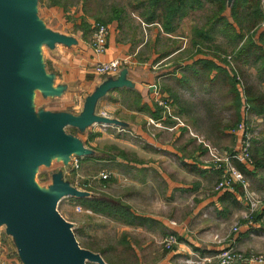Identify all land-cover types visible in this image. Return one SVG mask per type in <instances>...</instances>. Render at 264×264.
<instances>
[{"label":"crops","instance_id":"obj_1","mask_svg":"<svg viewBox=\"0 0 264 264\" xmlns=\"http://www.w3.org/2000/svg\"><path fill=\"white\" fill-rule=\"evenodd\" d=\"M190 18L184 19L172 34H165L161 26L155 23L154 26L158 28L156 29V38L154 37L155 42L160 40L159 37L178 39L182 40L184 46L187 45L189 49ZM112 22L108 25L109 35L106 50L102 55L95 54L88 43L83 45L82 38L80 41L77 40V45L71 47L56 45L53 49L46 48L48 55L43 54L46 70L55 76V86L64 87L63 94L54 99L55 109L46 110L79 114L84 99L106 77L97 76L94 73V67L99 63L112 60H120L124 63L119 73L120 71L126 72L125 77L131 82V87L109 92L96 104L98 114L117 120L124 125V128L101 125H93L90 128L101 126L102 131L108 133L117 128L116 130L126 134L124 135L125 139L129 140L126 142L124 140V149L117 145V150L122 154L106 161L109 164L106 172L112 174L111 180L103 182L99 179L95 181V185L100 188L105 183L106 187L111 188V192L115 191L113 198L128 207L133 221L131 224L123 223V230L131 231L136 227L144 231L147 237L155 240V243L149 241L144 244L141 250L143 257L139 260L140 264H183V261L181 262L183 258L195 255H214L222 247L212 239L215 235L221 240L225 239V245L230 242L241 248L250 246L249 244L253 243L255 238L264 237V226L258 225V222L255 226L254 223L250 225L244 222L239 226L236 235H230L233 221L244 214V209L240 207V190L238 188V192L236 190L233 192L214 191L219 174L217 170L207 165L206 150L189 135V131L194 133L197 131L203 134L208 141L223 149H228L226 147L228 145L217 144L213 140L219 143L222 139L228 141L230 139V148H233L234 143L229 124L233 122L234 117L233 119L229 117V120L228 118L222 120L220 117L221 112L228 111L230 113L232 111L228 86L223 81L205 85L207 99L212 98V93L215 90L220 92L219 102H223L218 109L206 101H204L206 113L201 116L197 114V117L188 116L184 114V109H179L182 107V96L180 95L182 90H196L197 80L193 75L194 71H198L200 67L194 66L193 68L194 63L209 59L222 70L226 68L212 57L201 54H189L188 60L180 67H176L174 63L181 59L176 60L175 55L181 50L173 48L175 53L171 52L168 55L165 51L156 48V50H152L153 59L157 58L161 61L167 59L168 65L166 66L170 65L171 68L163 73L159 72V69L155 71V69H151L153 67H149L146 60L143 62L139 60L135 53L134 42L122 38L123 33L118 26L119 23ZM52 30L65 34L55 29ZM171 43L173 44L172 41L169 44ZM72 48H81V50L77 55L72 56L70 54ZM64 51L69 52L65 53ZM260 66H258L257 72ZM182 75L187 76V83L181 84L178 81ZM215 75L216 71H212L210 79L215 78ZM221 79L223 76H219L218 81ZM163 80L173 81V84L176 83L178 86L175 88L164 86L163 88L161 86ZM253 92L256 94L254 89ZM160 101H166L167 106L161 107ZM155 113L159 114L157 118L152 117V114ZM161 114L165 115L166 124L162 127L154 126L151 122L160 121ZM216 115L219 116V119L216 118ZM100 135L99 132L88 135V141H92ZM91 137L93 138L91 139ZM79 139L86 146L87 142L82 138ZM87 148L93 151V155L79 159L82 167L88 166L95 159L101 158L99 155H103L102 149ZM242 167L247 171V174H244L246 179L251 180V177L256 175L253 179L254 182L259 170L255 173L247 170L244 166ZM258 178L263 177L258 174ZM73 186L75 185L73 184ZM87 192L96 199H108L103 194ZM72 201L76 203L74 200ZM171 222L176 225L171 226ZM167 231L173 232L178 241L171 252H165L158 248L159 240L161 241ZM124 238L122 242L125 241ZM125 243V247L131 250L130 244L127 241ZM85 249L89 250V248Z\"/></svg>","mask_w":264,"mask_h":264},{"label":"water","instance_id":"obj_2","mask_svg":"<svg viewBox=\"0 0 264 264\" xmlns=\"http://www.w3.org/2000/svg\"><path fill=\"white\" fill-rule=\"evenodd\" d=\"M228 6L232 0H227ZM39 0H0V226L12 237L22 264H106L98 253L80 247L73 225L57 211L64 198H94L60 174L43 189L34 181L40 166L55 156L64 166L93 155L76 136L93 125L124 128L115 119L96 112L97 102L109 92L130 88L126 72L108 75L85 99L79 114L32 107L35 91L58 98L48 73L43 46L71 47L77 39L56 32L37 15ZM264 12V0L261 1ZM116 75H118L116 77Z\"/></svg>","mask_w":264,"mask_h":264},{"label":"rangeland","instance_id":"obj_3","mask_svg":"<svg viewBox=\"0 0 264 264\" xmlns=\"http://www.w3.org/2000/svg\"><path fill=\"white\" fill-rule=\"evenodd\" d=\"M60 1L62 2V0ZM90 2L87 1L86 6H84L83 1L82 2L78 1L77 4H75L74 6H69L67 10L64 12L60 7L52 6L48 2V0H40L37 6V15L45 23L46 27L64 32L65 34L72 36L79 41L82 38V34L85 33L86 38L85 40H82L84 41L83 42L84 45V43H89L91 37V31H92L91 29L95 23L101 21L107 27L109 24H111V22H108L107 20L109 16L108 11H109V7L113 3H116L118 5L123 6L125 9V16L124 15L122 16V21L120 22V24H118V26L120 27L123 33L122 38L130 39L132 42H134L135 53L137 54L139 60L142 62L146 60V62L149 63V67L150 68L153 67L151 69H155V71L156 69L157 70L159 69V72L163 73L165 70L171 68L170 65L166 66L168 65L167 64L168 61H166L167 59H164L163 61L157 58L153 59L152 50H156V48L165 51V53H167L168 55H170L171 52L175 53V51H173V48H175V50L176 49L181 50L178 54L175 55L176 60L181 59L174 63V66L176 67L177 66L180 67L182 63L186 62L188 60L189 54L193 55L195 53L191 45V40L189 41L190 44H188L189 49L187 48V45L184 46L185 44L182 40H178V39L171 40L170 38L159 37L160 40L156 43L155 36L157 35L156 33V29H158L157 26H154L155 23L154 24L145 23V21L142 19L140 15V12L134 9L135 4L133 0H106V2L104 3L99 2V0L96 1L90 0ZM203 16H204V12H196L192 14V16H190L191 17L189 20L190 28L188 31L191 39H192L193 26H195L196 24H200L203 21L202 19ZM85 25H87V28ZM153 38L154 41L152 40ZM170 41H172L173 44L172 43L169 44ZM222 41H223L222 38L220 37L217 38V43L219 45H222ZM154 42L155 44H153ZM223 43L224 45L226 44L225 41ZM75 49L77 48H72L70 52L72 56L77 55L79 53V50H81V48H78L77 50ZM64 52L66 53L69 51H64ZM44 53H46V56L48 55V50L45 48V46H43V54ZM210 55L211 54L208 53L206 56L211 57ZM144 57H146V59H144ZM212 58L216 60L218 63L222 64L224 68H226L229 72H232V70H235L237 72V69H239V72L241 71V75L238 76L240 84H237V89L239 90L240 93L242 91L241 84L247 83L249 86L253 87L256 94L257 93L264 94V76H261L260 73L257 72V68L260 64L251 65V64H245L244 62L238 60L233 61L232 53L229 50L226 54L220 55L219 60H217L215 57ZM241 58L244 57L241 56ZM224 59L226 62H229L230 65L223 63L222 61ZM173 60H175V58H173ZM198 72H199L197 74L198 78L196 79L197 83H195L196 90L194 89L193 91L182 90L180 94L182 96V100H181L182 107L180 108L178 107V108L184 109L183 110L184 114L188 116H196V114L198 116H201L203 115V113H206L204 111L205 109L204 101H206L211 106H216L217 109L219 108V105L223 102V101L219 102L220 92L216 90L212 93V98L207 99V97L205 96L207 93L205 85L211 84L210 82H208L210 79V74L207 75L206 72L205 73L203 72L201 73V71ZM219 82L220 81H217L216 84ZM161 86L163 88L164 86L175 88L178 85L176 83L173 84V81L163 80L161 81ZM34 95L35 96L32 100V107L36 114L41 110L55 109L56 107V102L54 100L55 98L43 97L39 91H35ZM123 97L126 98V96ZM128 101L130 102V100ZM129 102H127V104H129ZM241 111H242V107H241ZM233 115H234V110H232L230 113L228 111H224L220 113V117L222 120H226L227 118L229 120V117H232L233 119ZM161 117L162 118L160 119L161 122L160 127L165 125L167 122L164 114ZM216 118L219 119V116L216 115ZM243 122H246L245 127L248 133L246 135L250 141L249 154L253 165L251 172L256 173L257 170H259L258 174H260V176L263 178H258V174H257V178L253 182V179L256 175L252 176L250 180V179H246L244 174L243 173L242 174L244 176V181L247 182L248 184L249 191L253 193L261 203L258 206V208L254 210V213L251 215V219L247 221L245 219L247 216V207L245 206L241 198L242 189L238 184H235L234 191L236 190V192H238L237 191L238 188L240 190L239 191V196L241 199L240 207L241 209L242 208L244 209V214L242 217L239 216L237 219L233 221V225L230 227V230L234 226L235 227L241 226L242 223L244 222L250 225L254 223L253 224L254 226L258 222V225L264 226V114L261 115V117L258 116H251V118L248 117ZM236 128L230 130V134L232 136L234 143L233 148H230V139L229 141L226 139H222L221 141H219V143L213 140V142L217 144L228 145L226 146L228 149H223L219 145L213 144L211 141H208L203 136V134L197 131H195L196 133L189 131V135L196 140L198 145H200L206 150L207 165L217 170L219 174V179L217 183L221 179L222 171L226 169V165L224 163V157L227 154L231 153L232 151H235L241 145L242 137H244L245 135L246 132L245 129L243 131L244 134H241L242 132H239L238 129L236 130ZM116 129L111 130L110 133H108L102 131L101 126H96L95 128L86 129L84 132H79L78 130H74L73 128H66L65 130L67 133L72 134L77 138L84 139L87 142L86 143L87 147L94 148L96 150L102 149L103 151L101 150V153L103 155H99V157L101 158L95 159L86 167H82L79 160V168L77 170L73 169L72 166L70 165L64 166L54 156L48 167L40 166L38 168V170L34 175V181L38 184L39 187L43 189H47V187L52 182V175L60 174L61 178L64 181L70 182L72 185L74 184L75 186L81 189L84 190L87 189L101 195L103 194L108 199L110 198L113 201H116L115 198H113L114 196L113 193L115 191L111 192V188L106 187L105 183L100 188L95 185V181L99 179L100 181L103 182H108L109 180H111L112 174L106 172L109 165L106 161L111 160L110 158L114 156L120 155L119 150L116 149L117 145L121 149H124V143H123L124 140L125 142L129 141L125 139L126 137L124 135L126 134ZM167 129L172 130V128L170 127H167ZM96 132L101 133V135L97 136L92 141H88V135H91ZM232 164L235 166L236 169H238L237 166L240 163H232ZM240 165L246 167L245 165L242 164ZM102 175H105L107 178L102 179L101 178ZM217 183L214 186V191ZM252 185H254V187H252ZM71 199L72 198L62 199L57 205V211L65 220H68L73 224V232L80 247L85 249L88 248V245L92 243L98 245L101 248L110 249L108 254H106V258L108 257L111 264H140L139 260L141 259V257H143L141 250L144 244L149 241L155 243L154 239L147 237V235H145L146 233L140 230L139 228L134 227L131 229V231L123 230L124 227L122 226V224L124 222L115 220L114 218L109 216L105 217L99 214H95L86 207L74 203ZM258 218L260 221L258 220ZM231 233L230 235L233 234L236 235V233L233 232ZM168 234L169 231H167L166 235L161 239V241L159 240L158 242L159 250L161 249L165 251L162 246V241L163 239L166 238ZM123 238L125 241H127L130 244L131 250L128 247H125L126 243L125 241L122 242ZM212 239L218 244L222 245V247L226 246L224 243L225 239L221 240L216 235L213 236ZM226 244H231V243L229 242ZM249 245L250 246H247L246 248H241L233 243V249L238 253H241L243 256H252V255L264 253V237L255 238L254 242ZM183 259H187V258H183ZM183 259L181 260V262L183 261ZM0 264H22L21 260L18 257L17 249L12 237L6 234L5 226H0ZM87 264H91V263H87Z\"/></svg>","mask_w":264,"mask_h":264},{"label":"trees","instance_id":"obj_4","mask_svg":"<svg viewBox=\"0 0 264 264\" xmlns=\"http://www.w3.org/2000/svg\"><path fill=\"white\" fill-rule=\"evenodd\" d=\"M78 1H83L84 6H86L87 1L90 2V0H62V2L60 0H48L52 6L60 7L64 12L69 6L77 4ZM133 1L135 4L134 9L140 12L145 23L159 24L165 34L174 33L181 22L192 14L204 12L203 21L192 28L191 45L195 51L194 55H207L210 53L211 57L219 60V56L226 54L229 50L232 53L233 61L238 60L251 65L260 64L258 72L261 76H264V12L261 7L262 0H232L229 6L227 0ZM99 2L104 3L106 0H99ZM109 11L108 22L117 21L120 24L122 16H125L124 7L113 3L109 7ZM85 26L87 28V25ZM218 37L222 38V45L217 43ZM82 38L85 40V33L82 34ZM241 56L244 58H241ZM222 62L230 65L225 59ZM194 66H199L198 71H201V73L206 72L207 75L212 71H216L215 78L208 81L211 83L210 85L216 83L219 76H223L224 80L221 79L220 82L223 81L228 86V94L231 97L230 103L232 110H234V120L229 124L231 130L235 129L239 123L245 121L248 117L264 114V94H254L253 88L247 83L241 84V93L237 89V84H240L238 76L241 75L239 69H237V72L235 70H232V72L226 69L222 70L214 61L209 59L197 61L193 64V68ZM198 71H194L193 77L195 76L196 79L198 78ZM185 73H187V70H185ZM178 81L181 84L187 83V76L182 75ZM158 115L155 113L152 114V117L157 118ZM237 168L243 174L247 172L242 166L238 165ZM86 191L90 190L86 189ZM72 200L95 214L109 216L127 224H131L133 221V216L130 215L128 207L121 202L104 198ZM88 248L92 252L98 253L106 264H111L108 257L106 258V254L110 249L101 248L92 243L88 245Z\"/></svg>","mask_w":264,"mask_h":264},{"label":"built area","instance_id":"obj_5","mask_svg":"<svg viewBox=\"0 0 264 264\" xmlns=\"http://www.w3.org/2000/svg\"><path fill=\"white\" fill-rule=\"evenodd\" d=\"M91 37L89 40V46L92 51L97 55H102L106 50L107 38L109 35V29L106 25L102 23H95L91 29ZM122 64L120 60H112L109 62H102L95 66L94 73L99 77H105L108 75H115L119 72ZM159 105L161 107H166V101H160ZM155 126H161L160 121L151 122ZM244 125V126H243ZM245 122L239 123L236 130L238 129L241 134H244V129L246 130L244 137H242L241 145L231 153L224 157V163L226 169L222 171L221 179L215 187L216 192L221 191H234V185L238 184L242 189V200L247 207L246 220L251 219V215L254 210L260 205V201L251 193L248 189L247 182L244 181L243 174L235 168L232 163H240L245 165L249 171H252V161L250 159L249 148L250 141L247 137V129L245 127ZM72 168L77 170L79 168V159L72 160ZM102 179H106L105 175H102ZM171 226H175L174 222H171ZM239 226L233 227L230 232L238 233ZM177 244V237L173 232H169L165 239L162 241V246L165 251L171 252L173 247ZM183 264H264V253H260L252 256H243L233 249V243L227 244L226 246L219 249L214 255H202L193 256L187 259H183Z\"/></svg>","mask_w":264,"mask_h":264}]
</instances>
